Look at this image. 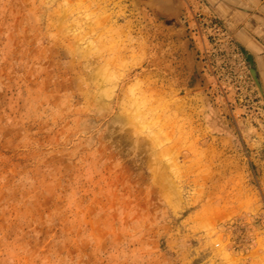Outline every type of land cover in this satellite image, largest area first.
Returning <instances> with one entry per match:
<instances>
[{"label":"rangeland","instance_id":"374dc122","mask_svg":"<svg viewBox=\"0 0 264 264\" xmlns=\"http://www.w3.org/2000/svg\"><path fill=\"white\" fill-rule=\"evenodd\" d=\"M151 1L0 0V264H264V99Z\"/></svg>","mask_w":264,"mask_h":264},{"label":"crops","instance_id":"0c3cea01","mask_svg":"<svg viewBox=\"0 0 264 264\" xmlns=\"http://www.w3.org/2000/svg\"><path fill=\"white\" fill-rule=\"evenodd\" d=\"M197 1L239 48L264 99V0Z\"/></svg>","mask_w":264,"mask_h":264},{"label":"bare ground","instance_id":"6f19581e","mask_svg":"<svg viewBox=\"0 0 264 264\" xmlns=\"http://www.w3.org/2000/svg\"><path fill=\"white\" fill-rule=\"evenodd\" d=\"M154 5L158 8L159 11L164 13H177L179 6L178 0H152L150 5Z\"/></svg>","mask_w":264,"mask_h":264}]
</instances>
